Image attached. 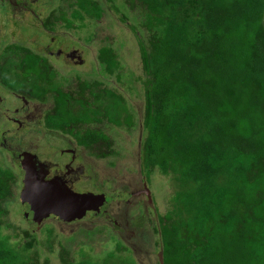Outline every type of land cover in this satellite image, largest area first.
I'll use <instances>...</instances> for the list:
<instances>
[{"label": "trees", "instance_id": "trees-1", "mask_svg": "<svg viewBox=\"0 0 264 264\" xmlns=\"http://www.w3.org/2000/svg\"><path fill=\"white\" fill-rule=\"evenodd\" d=\"M128 2L142 9L141 28L132 26L144 73L142 167L175 185L155 230L158 251L165 264H264V0ZM81 5L85 21L103 19L97 0ZM112 57L103 50L102 61ZM116 105L115 121L127 110ZM14 183L0 163V264H56L40 251L55 252V232L39 239L30 224L5 233L15 229ZM59 251V264H139L122 245L78 262Z\"/></svg>", "mask_w": 264, "mask_h": 264}, {"label": "flooded vegetation", "instance_id": "flooded-vegetation-1", "mask_svg": "<svg viewBox=\"0 0 264 264\" xmlns=\"http://www.w3.org/2000/svg\"><path fill=\"white\" fill-rule=\"evenodd\" d=\"M97 1L104 16L106 6L119 14L116 1ZM84 16L81 0H0V163L15 180L9 204L25 214L26 181L36 178L93 195L95 209L83 219L51 215L39 229L33 219L32 228L66 227L68 235L96 229L136 259L151 258L150 250H159L155 230L162 214L150 184L154 173L149 177L141 161L144 97L137 108L126 67L120 62L117 68V51L92 46L96 34L85 30ZM106 48L109 63L101 60ZM118 100L127 110L115 121Z\"/></svg>", "mask_w": 264, "mask_h": 264}, {"label": "rangeland", "instance_id": "rangeland-1", "mask_svg": "<svg viewBox=\"0 0 264 264\" xmlns=\"http://www.w3.org/2000/svg\"><path fill=\"white\" fill-rule=\"evenodd\" d=\"M101 1V0H100ZM116 1V6L119 9V14L115 12V9L110 12L108 6V12L105 14L103 20L99 23H92L90 21H86L85 30L94 28V33L96 34V38L92 46L101 47V46H112L117 51L119 55V60L126 67V72H128L127 80L131 82L132 85V93L131 98L136 103V107L140 108L141 104H143V95L139 92V86L137 84V79L142 78L143 76V68L141 62V53L139 49L138 42L136 40L135 34L132 32L131 26H137L141 28L140 22L142 20V13L140 9H131L130 6L125 5V0H114ZM122 13H125L128 17V24L123 23L122 21ZM92 35L90 32H86L84 43L88 44L90 42ZM141 87V86H140ZM153 179L150 180V184L152 186V190L154 192L155 204H157L160 214L164 216V214L170 209L171 202L173 201V194L175 193V185L172 182V177L165 176L161 172H155L152 174ZM150 176V175H149ZM13 202V201H12ZM10 213L8 214V220L11 225L15 227V229H7L5 233L10 234L11 236H16L22 234V229H27L30 227L29 220L23 213L21 206L18 204L12 205L8 204L7 206ZM140 210H136V215H140ZM148 221V220H147ZM148 221V226L153 228V224ZM139 226L142 227L143 223L138 221ZM33 225V224H32ZM50 226V225H49ZM49 226L43 229V235H40L38 238L41 239L49 234ZM90 228L89 226H85ZM62 228V230H61ZM29 229V228H28ZM95 229V228H93ZM70 231L66 227H60L54 234V242L56 245V250L54 253L50 252L47 248L41 247L43 257H50V260L59 264L60 261V249L61 246L69 249L71 252V258L73 261L78 262L82 260L84 256L86 257H97L103 256L107 252H111L116 249L117 246L122 245L120 242L116 240H109L107 235L102 231L98 230H84L82 234L73 233L70 234ZM40 234V233H39ZM76 236V237H75ZM47 237V236H46ZM23 236H21L17 240H23ZM156 243H158V237L156 236ZM147 248V247H146ZM151 258H143L142 256L136 259L133 251H125L123 252L124 258L129 260H138L139 264H158V250L155 252L153 249L150 250Z\"/></svg>", "mask_w": 264, "mask_h": 264}, {"label": "water", "instance_id": "water-1", "mask_svg": "<svg viewBox=\"0 0 264 264\" xmlns=\"http://www.w3.org/2000/svg\"><path fill=\"white\" fill-rule=\"evenodd\" d=\"M93 195H75L64 190L57 189L52 183H40L37 178L26 181V190L23 194L27 207L25 216L30 224L37 221V228L51 215L59 217L63 221L83 219L89 210L95 209ZM160 264H165L164 252L159 253Z\"/></svg>", "mask_w": 264, "mask_h": 264}]
</instances>
